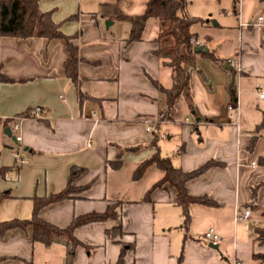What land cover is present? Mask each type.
Here are the masks:
<instances>
[{"label":"crops","instance_id":"crops-1","mask_svg":"<svg viewBox=\"0 0 264 264\" xmlns=\"http://www.w3.org/2000/svg\"><path fill=\"white\" fill-rule=\"evenodd\" d=\"M147 1L39 0L61 32L74 36L76 83L64 71L63 39L0 36V73L10 80L0 82V222L30 219L33 198L63 190L72 167L82 169L70 183L72 198L42 207L41 219L65 228L115 204L114 218L74 228L72 255L63 242L33 241L30 226L4 232L0 264H116L121 250L122 264H264L256 258L264 255L256 236L264 228V166L257 161L264 158V0H187L186 13L204 21L191 28L197 43L217 62L197 59L193 108L181 101L179 117L168 121L159 117L162 96L153 84L171 85L169 68L153 54L157 20L146 18L139 38L127 41ZM229 59H238L239 74ZM155 135L160 155L184 172L217 162L186 183L189 196L216 203L192 204L186 226L173 187L145 196L160 169L152 164L132 178L155 152ZM120 151L121 165L110 167ZM116 226L120 234L109 239L106 231ZM209 227L220 236L217 249L203 240Z\"/></svg>","mask_w":264,"mask_h":264},{"label":"trees","instance_id":"trees-1","mask_svg":"<svg viewBox=\"0 0 264 264\" xmlns=\"http://www.w3.org/2000/svg\"><path fill=\"white\" fill-rule=\"evenodd\" d=\"M38 3L39 0H0V36L17 38L38 37L47 40L63 39L69 53L68 59L64 62V71L70 81L76 83L79 59L76 47L72 44L74 36L64 35L60 30V25L52 20V11H41ZM187 5V0H148L142 15L132 21L127 37L128 42L137 40L144 20L148 17H153L157 20L158 33L154 39L156 49L153 54L170 69L171 76V85L169 87H164L160 83L153 81L156 90L162 96V121L175 120L179 117L181 101H184L188 109L192 110L190 80L191 72L196 68L197 59L204 58L217 62L213 53L202 49L195 50L200 45L195 44L198 40V35L191 28L194 24L204 21L200 18L189 16L186 13ZM73 17L71 16L68 19ZM9 81L0 73V82ZM84 97L83 94L79 93L78 98L80 101ZM25 114L22 113V115ZM156 141L157 135L151 140V145L155 148V152L150 158L142 161L135 168L132 178L134 180L140 178L146 168L152 164L160 169L163 172L162 178L152 185L145 196L147 198L152 189L162 187L164 184L173 187L176 191V203L181 208L183 224L186 226L189 220V207L192 204L216 205L215 202L206 196H189L186 191V183L216 165L217 162L208 161L197 169L184 172L179 168L173 167L169 157L160 155ZM120 153L121 151L114 161L108 162L110 167L119 168L121 165ZM257 161L264 166V158H258ZM81 170L75 167L70 169L67 186L60 192L45 197H34L30 219H12L0 222V235L8 230L15 228L25 229L30 226L32 228L33 241L44 245H49L53 242H63L67 246L69 254L72 255L74 248L79 245V242L73 236L75 227L115 217L113 208L115 204L107 207L101 213H89L75 217L65 228L56 227L39 217L38 212L42 207L66 198H72V193H74L75 189L70 183ZM120 232V226H116L107 230L106 236L109 239H114ZM256 236L260 242H263L264 228L257 229ZM123 252L124 250H121L116 264H122ZM256 258L264 259V255H256Z\"/></svg>","mask_w":264,"mask_h":264},{"label":"built area","instance_id":"built-area-1","mask_svg":"<svg viewBox=\"0 0 264 264\" xmlns=\"http://www.w3.org/2000/svg\"><path fill=\"white\" fill-rule=\"evenodd\" d=\"M259 19H261V18H259ZM195 44L198 45L197 42H196ZM227 64H228L231 68H233L234 71H235L237 74H239V72H240V66H239L238 59H229V60L227 61ZM258 98H259L262 102H264V94H263V93H258ZM228 109L231 110L232 107H231V106H228ZM36 111L38 112L39 109H36ZM162 115H163V113L161 112L160 115H159V117L162 118ZM18 129H19V124H18V123H14V124L12 125V131L16 132V131H18ZM146 130H150V127H147ZM14 141H15L16 143H19V142L21 141V137H20V135H14ZM13 155H14V157H15V159H16L17 162H20V163H25V162H26L24 159H21V158L19 157V153H18V151L15 150V151L13 152ZM248 215H249V211H248V210H245L240 218H247ZM203 240H204L206 243H208V244H216V245H217L218 242L220 241V236L214 231L213 228L209 227V228H207V229L204 231V233H203Z\"/></svg>","mask_w":264,"mask_h":264},{"label":"water","instance_id":"water-1","mask_svg":"<svg viewBox=\"0 0 264 264\" xmlns=\"http://www.w3.org/2000/svg\"><path fill=\"white\" fill-rule=\"evenodd\" d=\"M213 24H214V23H213ZM201 49L204 50V51H206V50L203 49L201 46L197 47V49H195V50H201ZM4 133L7 134V135H9V134H10L9 129H5V130H4ZM13 139H14V137H13ZM209 246H210L211 248L217 249V245H216V244H209Z\"/></svg>","mask_w":264,"mask_h":264},{"label":"rangeland","instance_id":"rangeland-1","mask_svg":"<svg viewBox=\"0 0 264 264\" xmlns=\"http://www.w3.org/2000/svg\"><path fill=\"white\" fill-rule=\"evenodd\" d=\"M193 26H195V24H194ZM193 26H192V27H193ZM197 32H198V34L201 35L204 31H203L202 29L198 28V29H197ZM214 37L216 38V36H214ZM168 71H169V74H170V70H169V69H168ZM170 84H171V83H170Z\"/></svg>","mask_w":264,"mask_h":264}]
</instances>
